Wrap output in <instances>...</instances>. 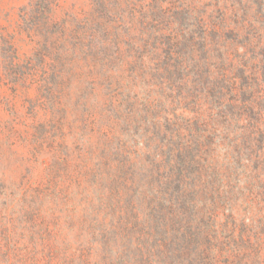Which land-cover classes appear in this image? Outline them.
<instances>
[{
  "label": "rangeland",
  "instance_id": "rangeland-1",
  "mask_svg": "<svg viewBox=\"0 0 264 264\" xmlns=\"http://www.w3.org/2000/svg\"><path fill=\"white\" fill-rule=\"evenodd\" d=\"M37 1L0 0V264H264V0Z\"/></svg>",
  "mask_w": 264,
  "mask_h": 264
},
{
  "label": "trees",
  "instance_id": "trees-1",
  "mask_svg": "<svg viewBox=\"0 0 264 264\" xmlns=\"http://www.w3.org/2000/svg\"><path fill=\"white\" fill-rule=\"evenodd\" d=\"M39 2L42 5V6H40V9H42V11L45 12V13H49L50 12L49 6H48L49 3L47 1H45V0L37 1V3H39ZM33 9L35 10V8H33Z\"/></svg>",
  "mask_w": 264,
  "mask_h": 264
}]
</instances>
